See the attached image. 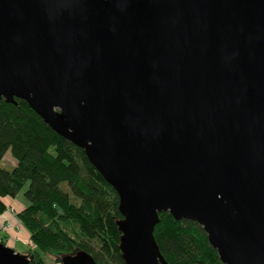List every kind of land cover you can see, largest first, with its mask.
I'll use <instances>...</instances> for the list:
<instances>
[{"label": "water", "instance_id": "obj_1", "mask_svg": "<svg viewBox=\"0 0 264 264\" xmlns=\"http://www.w3.org/2000/svg\"><path fill=\"white\" fill-rule=\"evenodd\" d=\"M1 99L116 191L125 264H168L162 213L264 264V0H0ZM0 264L29 260L0 242Z\"/></svg>", "mask_w": 264, "mask_h": 264}, {"label": "trees", "instance_id": "obj_2", "mask_svg": "<svg viewBox=\"0 0 264 264\" xmlns=\"http://www.w3.org/2000/svg\"><path fill=\"white\" fill-rule=\"evenodd\" d=\"M17 102L0 100V161L10 151L17 163L11 171L0 168V216L6 211L2 199H16L28 185L27 205L17 219L30 234L29 264H46V256L61 264L77 251L96 264H125L116 191L82 149L55 133L26 102ZM154 238L168 264H222L197 223L159 214Z\"/></svg>", "mask_w": 264, "mask_h": 264}, {"label": "crops", "instance_id": "obj_3", "mask_svg": "<svg viewBox=\"0 0 264 264\" xmlns=\"http://www.w3.org/2000/svg\"><path fill=\"white\" fill-rule=\"evenodd\" d=\"M6 211L0 216V236L6 237L8 247L15 249L18 241H23L29 250L33 249L29 232L17 219V215L25 209V205L18 199L3 198ZM7 224L11 228L7 227Z\"/></svg>", "mask_w": 264, "mask_h": 264}, {"label": "rangeland", "instance_id": "obj_4", "mask_svg": "<svg viewBox=\"0 0 264 264\" xmlns=\"http://www.w3.org/2000/svg\"><path fill=\"white\" fill-rule=\"evenodd\" d=\"M16 161L14 160V158L12 157L11 152L9 151L5 157L3 158L2 161H0V168L7 170V171H11L15 166H16ZM28 188V185L23 189V191L19 194V196L16 198L18 199L20 202H22L24 205H27L26 200L24 199V192L25 190ZM75 229H78L77 227ZM0 239L3 240L7 246H8V241L6 238L0 236ZM17 253L21 254V255H26L28 252V247H26V244L23 241H18L16 243V247L14 249ZM45 263L46 264H58L56 262V259L53 257H49L46 256L45 257Z\"/></svg>", "mask_w": 264, "mask_h": 264}, {"label": "built area", "instance_id": "obj_5", "mask_svg": "<svg viewBox=\"0 0 264 264\" xmlns=\"http://www.w3.org/2000/svg\"><path fill=\"white\" fill-rule=\"evenodd\" d=\"M7 227H8V228H11V226H10L9 224H7Z\"/></svg>", "mask_w": 264, "mask_h": 264}]
</instances>
